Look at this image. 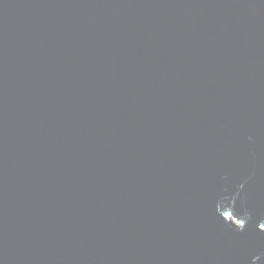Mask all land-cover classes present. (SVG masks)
I'll use <instances>...</instances> for the list:
<instances>
[{
	"label": "water",
	"instance_id": "1",
	"mask_svg": "<svg viewBox=\"0 0 264 264\" xmlns=\"http://www.w3.org/2000/svg\"><path fill=\"white\" fill-rule=\"evenodd\" d=\"M264 0H0V264H264Z\"/></svg>",
	"mask_w": 264,
	"mask_h": 264
},
{
	"label": "snow or ice",
	"instance_id": "2",
	"mask_svg": "<svg viewBox=\"0 0 264 264\" xmlns=\"http://www.w3.org/2000/svg\"><path fill=\"white\" fill-rule=\"evenodd\" d=\"M261 228L264 229V225H261Z\"/></svg>",
	"mask_w": 264,
	"mask_h": 264
}]
</instances>
